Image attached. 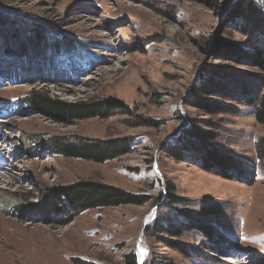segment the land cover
<instances>
[{"label": "rangeland", "instance_id": "obj_1", "mask_svg": "<svg viewBox=\"0 0 264 264\" xmlns=\"http://www.w3.org/2000/svg\"><path fill=\"white\" fill-rule=\"evenodd\" d=\"M228 2L0 0V264H128V256L138 264H264V160L255 148L264 124L242 103L245 92L264 88L259 69L238 56L264 37L232 21ZM254 2L264 12V0ZM36 34L45 42L38 50ZM52 40L76 43L81 58L50 55ZM206 70L218 83L203 92L234 93L210 97L229 111L190 101ZM29 92L111 108L59 122L14 104ZM188 125L213 139L187 137ZM56 135L132 143L96 163L50 151ZM204 148L242 164V177L204 170ZM79 180L142 203L51 213L58 200L50 189Z\"/></svg>", "mask_w": 264, "mask_h": 264}, {"label": "trees", "instance_id": "obj_2", "mask_svg": "<svg viewBox=\"0 0 264 264\" xmlns=\"http://www.w3.org/2000/svg\"><path fill=\"white\" fill-rule=\"evenodd\" d=\"M230 3H233L231 4L232 9H230V17L232 21L240 22V25L246 26L247 29L249 28L250 30H257L258 34L264 37V12L258 11L259 8L255 4L254 0H232V2L226 3V5ZM34 32L37 33L36 30ZM31 39H35V42H33V47L37 50L42 44L45 43H42V39L40 36H38V34L32 36ZM259 39L258 41L251 43L250 48L238 56L243 57L245 61H250L259 69V72L254 74V77L264 88V43H261ZM49 44L51 45V48L49 47V52L52 56L60 57L68 62H73L74 59L81 58V54L78 51H81L82 49L79 47V45H76V43L74 45L66 44L65 46V44H59L58 41L55 42V40H52L49 42ZM221 46L223 47V45H220L218 48ZM223 48L225 51L231 50H227L228 48L226 47ZM19 51L21 53L26 52L25 50ZM232 51L233 50H231L230 53ZM237 51L238 50L235 52ZM8 52L14 53L16 51L13 47H7V53ZM43 57L44 56H41V58ZM84 57H87V55ZM217 79L218 74L216 71L206 70L204 74V80H202L198 86L192 88V100L190 101L200 105L203 108H209L211 111H229L231 106H227L225 103H218L210 97L219 95L223 99L229 100L230 97L232 98L234 96V93L203 92L207 90L209 84L210 86L213 85V83L217 84ZM259 90H256L250 94L249 92H245L242 103L251 106L255 120L260 124H264V90ZM16 101L17 102L14 103L16 106H19L21 103L28 107L33 106L40 113H43L59 122L95 116L104 117L107 114V110L111 108V103L107 100H93L72 103L52 98L49 95L41 92L26 93L24 97H22L20 100L17 99ZM204 122L208 124L210 121ZM185 128H187V130L184 131L187 137H192L193 139H198L200 141L205 139H213V134L203 128L196 129L189 125ZM201 138L203 139L201 140ZM131 143L132 142L130 140L125 138L113 139L103 142L100 140L75 136L67 137L56 135L49 138L46 147H48V149L53 153L60 154L65 157L79 158L96 163H102L129 152L131 149ZM178 143L182 144L180 141H178ZM202 147H204V145ZM255 148L256 157L259 160H264V136L257 140ZM208 149L209 150H204L202 156L204 170H212L218 175L228 179L231 177V172L235 173V175L239 177H242V164L235 162V160L231 158L229 160L226 159L228 157H225L224 154L219 151L211 152L210 148ZM49 192L52 194L50 198H56L58 200V204L50 203V200L45 202L46 204L50 203L52 205V207H50L52 211L51 213L66 211V213L69 214V212H80L89 208L142 203V201H140L138 197L131 192L92 180H79L71 184L51 188ZM45 203L43 207H45ZM43 207H41L39 210L43 209ZM20 208L23 210L26 209L25 207ZM17 212L19 213L20 211ZM127 261L128 264H138L131 256H128Z\"/></svg>", "mask_w": 264, "mask_h": 264}, {"label": "bare ground", "instance_id": "obj_3", "mask_svg": "<svg viewBox=\"0 0 264 264\" xmlns=\"http://www.w3.org/2000/svg\"><path fill=\"white\" fill-rule=\"evenodd\" d=\"M230 260V259H229ZM231 261V260H230Z\"/></svg>", "mask_w": 264, "mask_h": 264}]
</instances>
